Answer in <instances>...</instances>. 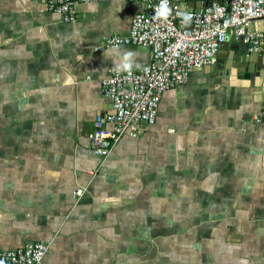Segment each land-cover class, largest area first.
Segmentation results:
<instances>
[{
    "label": "crops",
    "instance_id": "obj_1",
    "mask_svg": "<svg viewBox=\"0 0 264 264\" xmlns=\"http://www.w3.org/2000/svg\"><path fill=\"white\" fill-rule=\"evenodd\" d=\"M137 9L97 0L66 24L43 0H0V250L50 243L43 264H264V125L251 122L264 47L229 35L138 138L105 159L89 148L94 118L111 111L101 80L127 52L133 68L152 59L146 46L99 50ZM248 56L242 80L234 59Z\"/></svg>",
    "mask_w": 264,
    "mask_h": 264
},
{
    "label": "built area",
    "instance_id": "obj_2",
    "mask_svg": "<svg viewBox=\"0 0 264 264\" xmlns=\"http://www.w3.org/2000/svg\"><path fill=\"white\" fill-rule=\"evenodd\" d=\"M43 1L47 11L68 24L77 19V5L97 0ZM125 1L138 5L127 34L103 38L99 50L146 46L152 59L140 68L117 69L101 80V95L111 111L94 118L88 141L90 150L102 159L123 138L136 139L144 126L154 125L163 95L185 86L193 70L214 65L219 46L229 35L247 45L250 53L264 47V32L250 30L264 19V0L212 1L198 12L170 10V0ZM251 122L264 125V106ZM83 192L78 189L74 196ZM49 249L50 243L35 241L0 250V264H43Z\"/></svg>",
    "mask_w": 264,
    "mask_h": 264
},
{
    "label": "water",
    "instance_id": "obj_3",
    "mask_svg": "<svg viewBox=\"0 0 264 264\" xmlns=\"http://www.w3.org/2000/svg\"><path fill=\"white\" fill-rule=\"evenodd\" d=\"M210 1H215V0H176L175 3L177 5H183L184 9L182 11H187V12H198L202 7H204L207 3H209ZM230 0H219V2L221 4H226L228 3ZM193 2V5H189L190 3ZM189 9V10H188ZM235 64H234V68H235V72L236 74L242 79V80H250L251 79V75L254 73L253 69H249V67L247 66V69H242V65H248V63H250L251 61L253 62V59H250V56L248 57H244V58H240L238 59L237 57L234 59ZM246 67V66H244ZM205 68V67H204Z\"/></svg>",
    "mask_w": 264,
    "mask_h": 264
},
{
    "label": "clouds",
    "instance_id": "obj_4",
    "mask_svg": "<svg viewBox=\"0 0 264 264\" xmlns=\"http://www.w3.org/2000/svg\"><path fill=\"white\" fill-rule=\"evenodd\" d=\"M159 11H158V15H159ZM133 56V53L131 52H127L124 55V63L122 65L118 66V69H123V70H130L132 67V63H131V57Z\"/></svg>",
    "mask_w": 264,
    "mask_h": 264
},
{
    "label": "rangeland",
    "instance_id": "obj_5",
    "mask_svg": "<svg viewBox=\"0 0 264 264\" xmlns=\"http://www.w3.org/2000/svg\"><path fill=\"white\" fill-rule=\"evenodd\" d=\"M152 212V211H151ZM153 213H151V215H152ZM155 214V213H154ZM167 215L169 214V215H172V211H168V213H166ZM167 219H168V216H167ZM201 227V230H200V232L201 233H199V236L198 237H200V236H204L205 235V226H204V224L203 223H198V227ZM200 227H199V229H200ZM183 229L185 230V231H188V229H186V227H183ZM184 230H183V236H185V234H184ZM204 233V234H203ZM188 244V243H187ZM198 244L199 245H201V240H199L198 241ZM202 244H204V241H202Z\"/></svg>",
    "mask_w": 264,
    "mask_h": 264
}]
</instances>
